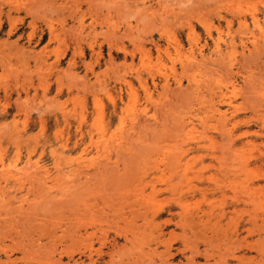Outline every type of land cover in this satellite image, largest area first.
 Here are the masks:
<instances>
[{
  "label": "rangeland",
  "instance_id": "obj_1",
  "mask_svg": "<svg viewBox=\"0 0 264 264\" xmlns=\"http://www.w3.org/2000/svg\"><path fill=\"white\" fill-rule=\"evenodd\" d=\"M263 97L264 0H0V264H264Z\"/></svg>",
  "mask_w": 264,
  "mask_h": 264
},
{
  "label": "bare ground",
  "instance_id": "obj_2",
  "mask_svg": "<svg viewBox=\"0 0 264 264\" xmlns=\"http://www.w3.org/2000/svg\"><path fill=\"white\" fill-rule=\"evenodd\" d=\"M190 65V64H189ZM264 98V97H263ZM261 101V100H260ZM261 105V104H260ZM237 108V107H236ZM259 108V107H258ZM241 120V119H240ZM242 121V120H241ZM235 123V122H234ZM224 126V125H223ZM235 128V127H234ZM228 129V128H227ZM182 130V129H181ZM231 130V129H230ZM230 130H228L227 131V134H230ZM225 131H226V129H225ZM233 133V132H232ZM234 137V136H233ZM228 138H231V137H228ZM241 138V137H240ZM236 139V138H235ZM230 140V139H229ZM241 141V140H240ZM229 142V141H228ZM230 143V142H229ZM233 143V142H232ZM230 145V144H229ZM225 146H226V144H225ZM235 147V146H234ZM226 148V147H225ZM227 150H228V152H230V153H233L232 155H234V152H235V150H236V148L234 149V148H232V146H227V148H226ZM227 150L226 151H222V154L221 155H225V154H227ZM236 152H237V150H236ZM240 153V152H239ZM238 153V154H239ZM183 154V153H182ZM227 155H229V154H227ZM237 155V154H236ZM236 155H234V156H236ZM179 156H180V154L177 156L178 157V160L176 159V164H177V167H175V168H179L180 166H181V164L182 163H180V161H183V160H181V159H179ZM234 156L232 157V160L234 159ZM183 157V156H182ZM237 157H238V155H237ZM239 158V157H238ZM230 159V158H229ZM231 160V159H230ZM235 160V159H234ZM229 165L227 166V167H225V173H226V175H225V178H224V181H225V183H222L223 184V186H228V187H230V183L231 182H235L236 180H239L241 177H240V175H243V174H246L247 172H246V170L245 169H243V167H246V166H244L243 164H239V165H236V164H234L233 162L231 163V162H229L228 163ZM172 166V165H171ZM187 167V166H186ZM181 168V167H180ZM184 168V167H183ZM189 169V168H188ZM182 171V169L181 170H179V171H176L179 175V177H177V178H179V180H182V178H184L185 179V181H186V183H188L187 181H188V178H189V176L187 175V171H183V172H181ZM173 172V171H172ZM179 172H181V173H179ZM195 175V174H194ZM194 175H192V177H194ZM198 175V174H197ZM188 176V177H187ZM201 176V175H200ZM196 178H199V177H196ZM180 182V181H179ZM181 183H182V181H181ZM222 186V187H223ZM221 186H219V188H220ZM230 188H232V187H230ZM240 189V192L241 191H248L250 188H248V189H246L245 187H242V188H239ZM261 190V189H260ZM250 192H252V191H250ZM258 192V191H257ZM255 192L253 191L252 192V194H254ZM248 195V194H247ZM250 195V194H249ZM248 195V196H249ZM246 196V195H245ZM248 196H246V197H248ZM245 197V198H246ZM259 197V196H258ZM248 198H252L253 199V201H254V204H255V201L256 200H258V199H256L255 198V195H254V197H252V196H249ZM240 199H243V198H240ZM235 200H238L237 198L235 199ZM244 200V199H243ZM249 200V199H248ZM247 200V198H246V200H244V201H248ZM249 201H251V202H253L252 200H249Z\"/></svg>",
  "mask_w": 264,
  "mask_h": 264
}]
</instances>
